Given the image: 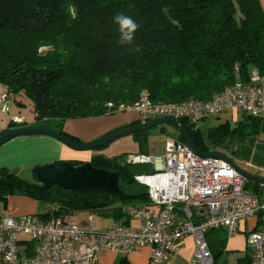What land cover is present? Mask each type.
Returning a JSON list of instances; mask_svg holds the SVG:
<instances>
[{
  "label": "trees",
  "instance_id": "1",
  "mask_svg": "<svg viewBox=\"0 0 264 264\" xmlns=\"http://www.w3.org/2000/svg\"><path fill=\"white\" fill-rule=\"evenodd\" d=\"M119 12L139 24L132 45L118 42L113 17ZM137 46L138 52L131 50ZM254 70L264 77L260 0H0V94L15 101L16 96L27 97L36 125L46 124L31 128L55 130L72 141L75 136L63 128L68 120L116 115L119 107L143 99L161 104L207 102L238 81L247 83ZM136 116L130 126L114 132L141 126ZM180 123L200 150L210 152L196 126ZM219 126L209 132L213 146L236 155L246 131L259 134L264 119L245 115L233 130L229 123ZM19 128L25 125L12 120L5 132ZM136 137L140 154H145L148 133ZM177 140L184 143L179 134ZM118 158L110 170L128 184L147 172ZM246 189L256 194L263 190L251 182ZM15 194L52 205L40 214L46 218L105 212L126 225L131 221L122 213L123 205L148 203L145 196L130 199L98 189L45 190L2 169L0 203ZM116 264H128L127 258Z\"/></svg>",
  "mask_w": 264,
  "mask_h": 264
},
{
  "label": "built area",
  "instance_id": "2",
  "mask_svg": "<svg viewBox=\"0 0 264 264\" xmlns=\"http://www.w3.org/2000/svg\"><path fill=\"white\" fill-rule=\"evenodd\" d=\"M10 100L8 94H0L2 112L10 111ZM118 111L138 115L142 124L173 118L196 129L200 121L227 113L264 119V77L254 70L247 83L238 81L207 102L161 104L143 99ZM172 140L177 145L170 151L126 158L127 164L150 166L149 173L135 178L146 186L148 203L122 207L134 225L116 222L98 232L61 216L3 215L0 264H97L102 251L128 256L145 246L151 248L149 264H166L186 237H193L196 245L190 264H214L207 234L224 229L232 237L244 220L259 215L264 220V185L261 194L251 192L246 189L248 181L225 159L204 158L185 142ZM247 162L249 167L262 166ZM247 246L252 250L251 264H264V225L247 234Z\"/></svg>",
  "mask_w": 264,
  "mask_h": 264
},
{
  "label": "rangeland",
  "instance_id": "3",
  "mask_svg": "<svg viewBox=\"0 0 264 264\" xmlns=\"http://www.w3.org/2000/svg\"><path fill=\"white\" fill-rule=\"evenodd\" d=\"M10 98V111L8 113H4L0 109V130L7 128L11 120H16L17 122L18 118H21L23 121H25L26 125L28 126L46 125L44 123L36 125L34 106L30 99L24 97L23 95L16 96V101L14 96H10ZM118 109V113H123L119 112ZM123 114L128 113L125 112ZM242 118L243 117L241 116H233L231 113L221 114L220 116L210 117L203 121H200L199 123H197V128L200 130V133L202 134L207 144L210 145V152L222 153L227 157L231 158L237 166H239L246 172L264 177V129L259 134H251L250 129H248L246 131L245 137L242 138L241 142L237 143V146L235 148V151H237L236 155H232V152H227L224 148L220 146H213L211 140L209 139V132L211 129L218 128L220 127L219 125L223 123H229V128L233 130L235 127H237L238 123L241 121ZM129 120L130 118L127 115L116 114L106 117L104 116L95 118H85L81 120H68L66 122L67 126H64L63 128H65V130L68 128L73 133L78 135L77 137H73L76 141H74L75 143L86 144L95 142L99 140L103 135L114 132L117 127H122L116 125L123 124ZM147 133V139L149 141V144L144 148V150H146L145 154L147 155H156L166 152L168 138L171 137L177 140L179 134L175 128L168 124L155 127L147 131ZM137 134H132L120 138L117 141H114L111 144L94 151L80 152L70 148L69 152L70 154H72L70 158H77L73 160L81 162L84 160L83 158L88 159L94 155H102L110 160H113L114 158L117 159L118 157H120L118 158L119 160L122 159L126 162V158L131 157L132 155H140V153L143 151L138 143L136 137ZM24 137L29 136H22L18 138ZM44 137L55 140L52 137ZM55 141L59 142L57 140ZM249 160H252L255 165L262 166L249 167V165H247V163H249L247 161ZM42 162L43 161H40V164H37L36 166L54 163L51 162L42 164ZM17 163L18 162L16 161L10 162V164H5L6 166H2L0 170L8 169L9 166L16 165ZM136 167H139L142 170H147L146 173L150 172L149 165H138ZM257 168H262V171H259ZM8 170L11 171L10 169ZM18 176L30 183L36 182V178L33 173V168L31 167L22 168L18 172ZM28 204L31 206H29ZM51 209H53V207L50 204L42 205L40 203H37V201L30 199L24 195L15 194L9 198L7 203H0V216L10 215L11 217H17L20 216L19 213L21 212H26V214H31L35 216L40 213L49 212ZM21 214L23 215L24 213ZM64 218L70 223H74L79 226L89 228L91 225L92 229L95 231H105L115 225L114 218L110 215L107 216L105 212H77L74 214H68ZM101 254L102 252L99 253V256H101ZM117 255L122 256L121 254ZM238 256L239 254L237 253L230 254L229 261L227 264H242Z\"/></svg>",
  "mask_w": 264,
  "mask_h": 264
},
{
  "label": "water",
  "instance_id": "4",
  "mask_svg": "<svg viewBox=\"0 0 264 264\" xmlns=\"http://www.w3.org/2000/svg\"><path fill=\"white\" fill-rule=\"evenodd\" d=\"M168 124L175 128L184 142L197 154L204 158H222L225 159L230 166L234 167L237 172L243 176L248 182L264 185V178H260L251 173L246 172L237 166L228 157L222 156L215 152H204L200 150L192 141L186 129L181 123L173 118H158L142 124L138 127H130L124 130L116 131L112 134L101 137L99 140L78 144L68 139L55 130L47 128H19L3 133L0 136V148L10 141L22 136H48L59 141L63 145L75 151L89 152L103 148L120 138L132 134L147 132L155 127ZM167 150H172L173 145H177L171 137L167 141ZM112 160L102 156L94 155L89 162H80L79 166H74L71 160L56 161L51 164L34 166L33 173L36 182L41 184L45 190L53 187H60L67 191L85 192L93 189L103 190L111 194L123 193L126 198L138 199L147 196L146 186L135 182L133 184L126 183L119 177L116 172H112Z\"/></svg>",
  "mask_w": 264,
  "mask_h": 264
},
{
  "label": "crops",
  "instance_id": "5",
  "mask_svg": "<svg viewBox=\"0 0 264 264\" xmlns=\"http://www.w3.org/2000/svg\"><path fill=\"white\" fill-rule=\"evenodd\" d=\"M260 2L264 10V0H260ZM119 114L129 116L130 120L116 126H130L132 122L139 119L135 114ZM17 120L20 125H25V128H31L30 126L26 125L25 121H23L21 118H18ZM8 127L9 124L7 128L0 130V134L4 133L8 129ZM122 127H117L116 130H119ZM65 131H67V133L72 136H78L68 128ZM35 137L37 136H29L18 139L16 138L14 139V141L12 140V142L10 141V143H7L3 147H1L0 168L2 166H6L5 164H10V162L17 161L18 163L16 165H11L8 169L18 175V172L22 168H34V166L40 164V161H43L42 164H45L63 160L74 161L73 159H77L70 158L72 156V154H70L69 152L70 148L63 145L62 143L56 142L55 140L46 138L44 136H40L37 138ZM83 159L88 160L89 158ZM84 160L82 162H84ZM21 213H24L23 215L26 214V212ZM21 213H19L20 216L22 215ZM115 222L116 221L114 220V224ZM130 224L134 225L133 222H131ZM263 225L264 220L262 216L259 215L244 220L242 223H240L239 232L232 237H229L227 231L224 229L209 232L207 234V241L214 257V264H227L229 261V255L232 253L239 254L238 257L242 264H251L252 250L247 246V234L252 231H258L262 229ZM195 249L196 245L193 237H186L182 239L179 243V250L172 255V257L166 264H190V262L194 258ZM117 254L109 251H102V254L101 256H99V261L97 264H116L122 257L127 258L128 264H149L151 248L148 246L142 247L138 249L137 252L128 256H120Z\"/></svg>",
  "mask_w": 264,
  "mask_h": 264
},
{
  "label": "clouds",
  "instance_id": "6",
  "mask_svg": "<svg viewBox=\"0 0 264 264\" xmlns=\"http://www.w3.org/2000/svg\"><path fill=\"white\" fill-rule=\"evenodd\" d=\"M113 22L118 26L119 44L132 45L135 39V33L139 28V24L132 17L125 15L122 12L115 14L113 17ZM131 50L138 52L140 49L137 46Z\"/></svg>",
  "mask_w": 264,
  "mask_h": 264
},
{
  "label": "flooded vegetation",
  "instance_id": "7",
  "mask_svg": "<svg viewBox=\"0 0 264 264\" xmlns=\"http://www.w3.org/2000/svg\"><path fill=\"white\" fill-rule=\"evenodd\" d=\"M64 126H66V123L64 124ZM92 157H93V156H92ZM92 157H90L88 160H85L83 163L89 162V161L91 160ZM63 161H64V160H63Z\"/></svg>",
  "mask_w": 264,
  "mask_h": 264
},
{
  "label": "bare ground",
  "instance_id": "8",
  "mask_svg": "<svg viewBox=\"0 0 264 264\" xmlns=\"http://www.w3.org/2000/svg\"><path fill=\"white\" fill-rule=\"evenodd\" d=\"M15 122H16V120H14ZM17 123H19V122H17ZM215 153H217V152H215ZM220 154V153H219Z\"/></svg>",
  "mask_w": 264,
  "mask_h": 264
}]
</instances>
